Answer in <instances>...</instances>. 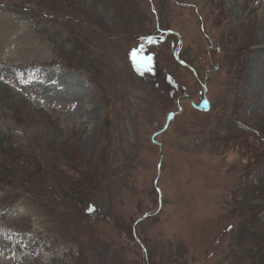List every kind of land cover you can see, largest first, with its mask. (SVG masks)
Segmentation results:
<instances>
[{"label":"rangeland","instance_id":"374dc122","mask_svg":"<svg viewBox=\"0 0 264 264\" xmlns=\"http://www.w3.org/2000/svg\"><path fill=\"white\" fill-rule=\"evenodd\" d=\"M0 178V264H252L264 0H0Z\"/></svg>","mask_w":264,"mask_h":264},{"label":"trees","instance_id":"16d2710c","mask_svg":"<svg viewBox=\"0 0 264 264\" xmlns=\"http://www.w3.org/2000/svg\"><path fill=\"white\" fill-rule=\"evenodd\" d=\"M65 1L66 0H62V2H65ZM73 7L74 6L71 5L69 9ZM57 48H58V45L54 47L55 52L58 51ZM76 51H77L76 49H73L71 52L67 51L65 53L67 57H71L74 55V53H76ZM55 56L61 57L62 53L61 54L55 53ZM9 163H11V161ZM6 180L7 179L0 178V182L2 184H4ZM260 187H261L260 183L255 184V188H260ZM249 190H251L252 193L256 191L255 189L252 190L251 188L245 187L242 193V197L240 196V199H239V202L244 203L247 209H245L246 212L243 214L245 215V217L240 221L239 231L237 232V237H238V240H240L243 245L248 244L246 246V249H243V255L246 256L249 260H251L252 264H264V249H263L264 245L259 244V233L257 231L258 224L253 221L256 219L255 216L258 214V212L261 209H264V206H262L263 202L260 199H258L257 202H254V201L251 202L253 198H251ZM261 237H264V235L262 234ZM80 262L81 264H86L85 259L83 258V255L78 256L77 263L75 264H78Z\"/></svg>","mask_w":264,"mask_h":264},{"label":"water","instance_id":"95a60500","mask_svg":"<svg viewBox=\"0 0 264 264\" xmlns=\"http://www.w3.org/2000/svg\"><path fill=\"white\" fill-rule=\"evenodd\" d=\"M193 106H194L196 109H199V110H202V111H207V110L209 109V103H208V101H207L205 98H203V99L200 101V103H199L198 105L193 104ZM173 117H174V114H172V113L168 114V116H167V122H166L165 126L163 127V129H165V127H166L167 124H168V121H169L170 119H172ZM157 133H159V132H157ZM157 133H155L154 136H155Z\"/></svg>","mask_w":264,"mask_h":264}]
</instances>
